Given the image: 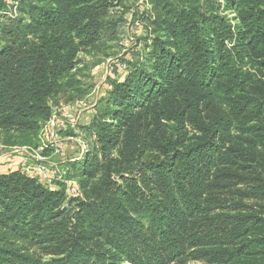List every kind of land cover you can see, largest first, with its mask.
<instances>
[{
  "label": "trees",
  "instance_id": "16d2710c",
  "mask_svg": "<svg viewBox=\"0 0 264 264\" xmlns=\"http://www.w3.org/2000/svg\"><path fill=\"white\" fill-rule=\"evenodd\" d=\"M146 2L150 10L133 12L144 31L132 32L130 66L111 71L106 95L75 127L91 139L88 149L58 163L80 195L68 196L64 180L49 187L35 173L0 172V264H165L137 249L135 240L145 249L149 238L178 260L187 243L202 264H264V0ZM15 11L0 0V144L35 151L54 108L83 97L102 62L79 54L106 55L129 8L125 0H19ZM189 126L199 134L189 137ZM71 128L60 134L75 136ZM231 129L239 134L227 152L219 143ZM53 153L48 144L39 150ZM201 156H214L221 175L257 181L260 204L203 221L180 170L190 176ZM123 170L128 178L116 180ZM148 179L172 206L143 190Z\"/></svg>",
  "mask_w": 264,
  "mask_h": 264
},
{
  "label": "rangeland",
  "instance_id": "374dc122",
  "mask_svg": "<svg viewBox=\"0 0 264 264\" xmlns=\"http://www.w3.org/2000/svg\"><path fill=\"white\" fill-rule=\"evenodd\" d=\"M6 2V0H4ZM126 6H128L129 11H127L123 18H125L126 22L123 24L122 27V35L121 37L115 41V42H110L109 43V49L107 51L106 55L101 54V52H93V53H86V52H81L79 54V57L82 59L87 60L88 62H92L96 59H101L102 62H100L98 65L93 67L90 71L89 77L85 78V83L90 84L91 86L87 89V93L83 95V97L75 100L73 103L63 106L65 108H68L72 110L73 112H78L80 113H87V112H92L91 109L93 108L95 111V104L96 101L105 96L106 92L109 88V79L114 77L112 72H109L107 70L108 64L111 65L114 62L115 63H120V64H125L126 68L123 70L120 67L119 71L123 73L125 70H127V66H130V59H133L135 57V52L133 48L135 47V44L130 43L125 40L126 36L128 33L131 32H142L143 27H134L132 26V21L130 17L134 16V11L139 9H143V5H141L140 2H137V0H125ZM138 9V10H139ZM230 16H232V13H229ZM131 23V27L129 24ZM143 22V21H142ZM144 24V22H143ZM131 28V29H130ZM134 30V31H133ZM138 31V32H137ZM229 42H227V46ZM123 70V71H122ZM113 74V75H111ZM112 76V77H111ZM118 80L122 79L121 76L117 77ZM109 80V81H108ZM81 102V104H79ZM82 103H85V105H82ZM61 108L60 107H55L53 114H58L60 112ZM170 126V124H168ZM167 124L164 126V131L168 134H170V127ZM81 126V123L79 124ZM77 127V126H76ZM72 129V128H71ZM188 131V136L193 137L196 134H199L196 132L195 129H193L192 126L186 127ZM73 132L76 133L75 136H62L61 137V148L60 152L53 153L49 155L47 158L48 161H53L55 165L57 166L56 168L60 169L59 167V161H61L62 158H72L73 156H79L80 155V146L78 141H74V139L79 140L82 142V146L84 148L83 152L84 153L91 142V139L89 137L85 138L83 136L84 132L83 130H80L78 128H74ZM81 133V134H80ZM236 133L234 129H231L229 135L227 136V141L225 143H219V146H223L224 149H226L227 152H229V149L234 146L232 140L234 141L235 139L234 136H236ZM44 132L41 131V137L44 138ZM67 137H72V140H68ZM231 138V142L229 141ZM236 142V141H235ZM13 151V148H1L0 153L4 152L5 156L2 157V159H5L6 162H8V158H11V155ZM33 155H39V151L35 150L32 153ZM58 155V156H57ZM112 156H115L116 153L113 151L111 153ZM215 157L213 156L211 159V162H205L204 156H201L200 162L198 163V166L200 169L194 170L191 175H185L184 174V168L181 169V177H182V182L185 184V187L189 190L192 191L193 197L199 201L200 204V211L202 214H200V218L203 221H206L204 219V215L206 216H216V215H222L224 217H228L229 220H232V216L238 215L242 212H244V207L246 204L248 205H254L255 208L257 204H260L259 197L257 199L254 197V193L258 192L259 189H255V191H252L251 186L254 184L258 185L257 181H253L246 175H243V173L232 170L234 175H221L220 172H216L215 168L213 166L214 164ZM11 162V161H10ZM9 163V162H8ZM119 176H115L116 180L122 181L123 178H128V172L127 170H123ZM198 171H202L200 175L197 174ZM215 171V172H214ZM198 178V179H197ZM153 180L148 179L144 183L139 181V184L143 187V190L145 192H152L155 195L156 199L165 201L169 205H173L174 201L172 199H169L168 194L160 189L156 184H154ZM201 185V190L199 191L197 186ZM235 223L232 225H229L227 229H231V226H233ZM146 229V228H145ZM144 231L146 232L147 230ZM137 244V249L139 252L142 250H148L147 253H150V258H153V256L157 255L158 258L164 261L165 264H181L182 262H186L189 264H202L204 262L203 259H195L194 256L197 255L195 253V248L187 243L186 244V254L182 257L181 260H178L177 258H174L170 255V253H166L164 250L165 245L163 242H161L160 239L158 238H149V247L144 248V245L140 243V241L135 240ZM37 253L39 255H42V252L37 248L36 249ZM152 251V252H151ZM120 264H131L129 262H121Z\"/></svg>",
  "mask_w": 264,
  "mask_h": 264
},
{
  "label": "built area",
  "instance_id": "2783aa9c",
  "mask_svg": "<svg viewBox=\"0 0 264 264\" xmlns=\"http://www.w3.org/2000/svg\"><path fill=\"white\" fill-rule=\"evenodd\" d=\"M19 0H6V3L8 4V8L11 10L13 14H16L15 8L16 4ZM137 2H140L141 5H145V8L150 10V5L146 0H137ZM143 9H140V13H142ZM133 19L132 17H130ZM130 27L131 23L129 22ZM132 26L134 27H143V22L141 19L135 18L132 21ZM131 29V28H130ZM133 29V28H132ZM131 29V30H132ZM130 30V33L127 34L125 40L128 42H133V34ZM144 31V29H143ZM142 31V32H143ZM141 32V33H142ZM120 67L121 69H125L126 66L125 64H120V63H113L111 65L108 64L107 70L111 72L114 68ZM81 104V102H79ZM82 105H85V103H82ZM61 110L58 114H53L49 121L45 123L43 126L42 131L44 132V138L43 144L41 147L37 149V151L41 150L43 146L46 144L53 146L55 149V152L59 153L60 148H61V137L59 134L60 130H66L68 127L75 128L78 124H85L88 121V117L85 113H80L78 112H73L72 110L65 108V107H60ZM92 113H94V109H91ZM68 140H72V137H67ZM74 141H78L79 146H80V155L82 154L84 148L82 146V142L79 140L74 139ZM3 148L2 145H0V149ZM24 152L25 154L22 155V161L21 165L17 167L18 169L24 170L26 173H35L38 179L43 182L45 185L49 187H54L55 186V181L56 180H64L63 175L64 171L61 169L56 168L57 166L53 161H48L46 157H42L40 154H32L33 151L26 147H13L14 152ZM79 155V156H80ZM79 156H73L71 159H76ZM65 181V180H64ZM65 191L68 196H79L80 191L78 188L77 183L74 180H66L65 181Z\"/></svg>",
  "mask_w": 264,
  "mask_h": 264
},
{
  "label": "crops",
  "instance_id": "0c3cea01",
  "mask_svg": "<svg viewBox=\"0 0 264 264\" xmlns=\"http://www.w3.org/2000/svg\"><path fill=\"white\" fill-rule=\"evenodd\" d=\"M86 114H88V113H86ZM0 145H2V144H0ZM5 148H7V147L3 146V149H5ZM10 153H12L11 158H8V160H7L9 163L6 162L5 159H2V157L5 156V153L4 152L0 153V172H2V173L8 172L10 170H20L17 167H19V165H21L22 155H24L25 153L22 152L21 150H20V152H17V153L14 151H12ZM63 160H65V158H62L61 161H59V162H62Z\"/></svg>",
  "mask_w": 264,
  "mask_h": 264
}]
</instances>
